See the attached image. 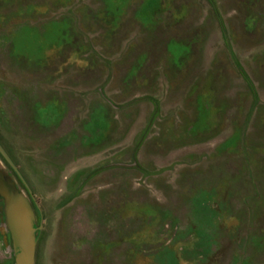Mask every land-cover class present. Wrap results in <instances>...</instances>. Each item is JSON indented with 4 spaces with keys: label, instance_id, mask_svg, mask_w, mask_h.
I'll list each match as a JSON object with an SVG mask.
<instances>
[{
    "label": "rangeland",
    "instance_id": "374dc122",
    "mask_svg": "<svg viewBox=\"0 0 264 264\" xmlns=\"http://www.w3.org/2000/svg\"><path fill=\"white\" fill-rule=\"evenodd\" d=\"M148 1L0 0V264H264V0Z\"/></svg>",
    "mask_w": 264,
    "mask_h": 264
},
{
    "label": "trees",
    "instance_id": "16d2710c",
    "mask_svg": "<svg viewBox=\"0 0 264 264\" xmlns=\"http://www.w3.org/2000/svg\"><path fill=\"white\" fill-rule=\"evenodd\" d=\"M158 3H159V0H149L148 1V8L149 10L151 9V11L153 10V8L155 9L156 7L158 8ZM58 25H55V30H56V27H57V31H55L56 33L57 32H61L59 29L61 28L62 26V30H66V34H67V41H70L72 38H71V35H70V24L67 20H64L62 23H56ZM54 26V25H53ZM184 52V51H183ZM0 143L3 145V147L5 148V150L8 152V154L10 155V157L12 158L13 162L15 163V165L17 166V160L12 156V152L10 150V148L6 145L5 143V140L0 136ZM0 156L3 158V156L0 154ZM3 160L7 163V165L9 166V168L14 172V174L18 177L19 181L21 182V184L23 185V187L25 188L26 192L28 193V195L32 198L33 197V194H32V191L30 189V186L29 184L27 183L25 177L23 176V174L21 173V175L23 176L24 178V181L18 176V174L16 173V171H14V169L8 164V162L3 158ZM18 167V166H17ZM36 211H38V209H36ZM39 213V211H38ZM40 215V213H39Z\"/></svg>",
    "mask_w": 264,
    "mask_h": 264
},
{
    "label": "water",
    "instance_id": "95a60500",
    "mask_svg": "<svg viewBox=\"0 0 264 264\" xmlns=\"http://www.w3.org/2000/svg\"><path fill=\"white\" fill-rule=\"evenodd\" d=\"M0 154L8 162V164L14 169V171H16L18 176L24 181V178L21 175L18 167L15 165V163L12 160V158L10 157V155L8 154V152L5 150V148L3 147V145L1 143H0ZM33 233H35V231Z\"/></svg>",
    "mask_w": 264,
    "mask_h": 264
}]
</instances>
